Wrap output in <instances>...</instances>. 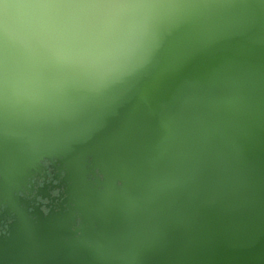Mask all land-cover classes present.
I'll return each instance as SVG.
<instances>
[{
  "label": "water",
  "instance_id": "water-1",
  "mask_svg": "<svg viewBox=\"0 0 264 264\" xmlns=\"http://www.w3.org/2000/svg\"><path fill=\"white\" fill-rule=\"evenodd\" d=\"M219 2L229 15L175 26L103 107L0 114V264H264V0ZM4 3L87 35L138 0ZM45 162L46 210L20 195Z\"/></svg>",
  "mask_w": 264,
  "mask_h": 264
},
{
  "label": "clouds",
  "instance_id": "clouds-1",
  "mask_svg": "<svg viewBox=\"0 0 264 264\" xmlns=\"http://www.w3.org/2000/svg\"><path fill=\"white\" fill-rule=\"evenodd\" d=\"M16 8L0 0V114L42 124L103 107L175 26L225 17L230 6L219 0H138L133 14L87 35L43 24Z\"/></svg>",
  "mask_w": 264,
  "mask_h": 264
},
{
  "label": "flooded vegetation",
  "instance_id": "flooded-vegetation-1",
  "mask_svg": "<svg viewBox=\"0 0 264 264\" xmlns=\"http://www.w3.org/2000/svg\"><path fill=\"white\" fill-rule=\"evenodd\" d=\"M45 166H46V169L44 170V173H47L49 175L48 179H46L44 176H41V177H35L33 179V182L35 183V191L33 193H29L27 192L26 194H23V193H20V195L22 197H24L25 199H27L28 201H32L34 199H37L36 201V205H40L42 204V209L46 210V204H48V200H43L40 196H37V189L39 187H43L45 185V183L47 184H50V183H55L57 184L58 182L57 181H54L53 180V175H54V172L52 170V167L50 166V164L48 162H45ZM31 187V186H30ZM49 192L51 193V195L53 197H56L59 195V190H51L49 189ZM34 204V203H33ZM2 211H0V235L3 234V233H6L7 231V228H8V224L10 222L13 221V218L12 216L10 217H2Z\"/></svg>",
  "mask_w": 264,
  "mask_h": 264
}]
</instances>
